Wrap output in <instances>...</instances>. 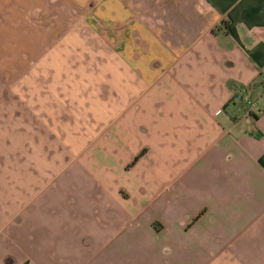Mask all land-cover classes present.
<instances>
[{
  "label": "crops",
  "instance_id": "crops-1",
  "mask_svg": "<svg viewBox=\"0 0 264 264\" xmlns=\"http://www.w3.org/2000/svg\"><path fill=\"white\" fill-rule=\"evenodd\" d=\"M71 1L0 0V264H264V0Z\"/></svg>",
  "mask_w": 264,
  "mask_h": 264
},
{
  "label": "rangeland",
  "instance_id": "rangeland-1",
  "mask_svg": "<svg viewBox=\"0 0 264 264\" xmlns=\"http://www.w3.org/2000/svg\"><path fill=\"white\" fill-rule=\"evenodd\" d=\"M41 1V0H39ZM55 3L54 5H37V7L35 8V10H33V14H37V17L39 18V20L35 21V22H23V27L24 28H32V29H36L39 34L44 33L45 31H41L44 30L45 28H52L54 35L53 37H46L44 35H39L37 40H38V55L41 54V51L43 49V47L41 46H47L49 44H51L52 42H55L59 35L61 33H63L68 27V22L67 21H62L61 17H62V4H61V0H54ZM68 4L64 5L63 11L64 13L66 12H71V13H76L77 17L79 15H83L85 14L87 11V8L84 6H80V5H75V1L74 3L71 0H67L66 1ZM47 9L49 10H53V15L51 17H53L54 19L51 21H45L44 19L40 20V17H44L46 15ZM71 15V14H70ZM64 16H67L66 14H64ZM28 21V20H27ZM78 24L77 20L74 21H70V25H73L74 27ZM37 25L38 28H34L33 26ZM71 27V26H70ZM24 39V38H23ZM7 43H12L13 38H6ZM93 40H91L92 42ZM28 44V43H27ZM32 55L34 56V54L32 53ZM13 59V54H11L10 52H7L6 54L2 53V57H0V61H4V62H12ZM9 63L6 64L5 70L7 74H10V70L9 69ZM28 65L25 64V62L22 63L21 65V72H24L27 69ZM13 78V75L11 77V79ZM15 78V75H14ZM8 84V83H7ZM3 89V88H2ZM4 90V89H3ZM13 97L12 96H8V93H6V97H5V103H6V108L8 109H12L13 108V101H12ZM12 246L11 245V251L12 252ZM9 256H12V254H10ZM20 256H22L21 258V262L20 264H25L28 262V258L27 256H29L28 252H25V250H22ZM30 259L34 262V264H39L38 260L36 261L35 256H29ZM7 264H18L16 262H14L13 260L10 261L9 258L7 259Z\"/></svg>",
  "mask_w": 264,
  "mask_h": 264
},
{
  "label": "built area",
  "instance_id": "built-area-1",
  "mask_svg": "<svg viewBox=\"0 0 264 264\" xmlns=\"http://www.w3.org/2000/svg\"><path fill=\"white\" fill-rule=\"evenodd\" d=\"M233 100L242 103L248 110L253 111L255 102L252 99L251 93L247 88H241L233 94Z\"/></svg>",
  "mask_w": 264,
  "mask_h": 264
},
{
  "label": "trees",
  "instance_id": "trees-1",
  "mask_svg": "<svg viewBox=\"0 0 264 264\" xmlns=\"http://www.w3.org/2000/svg\"><path fill=\"white\" fill-rule=\"evenodd\" d=\"M138 159V157H135V159L133 160V163Z\"/></svg>",
  "mask_w": 264,
  "mask_h": 264
}]
</instances>
